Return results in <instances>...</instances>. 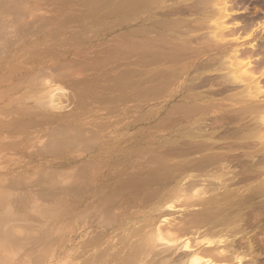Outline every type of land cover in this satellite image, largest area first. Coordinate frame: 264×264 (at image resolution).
I'll list each match as a JSON object with an SVG mask.
<instances>
[{"label":"bare ground","instance_id":"obj_1","mask_svg":"<svg viewBox=\"0 0 264 264\" xmlns=\"http://www.w3.org/2000/svg\"><path fill=\"white\" fill-rule=\"evenodd\" d=\"M71 1L0 0V154L11 155L22 149L36 160L35 167L44 163L61 167L37 171L25 167L0 169L2 177H12L8 185L0 183V207L5 209L0 219V264H31L20 240L33 242L37 232L46 245L39 255H48L53 235L71 227L70 215L77 202V226L82 238L75 264H264V142L251 141L260 135L259 129H253L264 123V104L256 99L261 87L254 78V62L243 60L248 54L264 56V52L234 51L220 43L225 36L222 20L228 17L229 10L238 9L239 2L80 0L77 14L61 15ZM41 4L55 5L58 10L65 7L50 19L21 14ZM194 15L196 18L189 20ZM106 18L124 22L125 33L101 50L102 55L94 51L81 60L46 66L43 58L56 51L54 47L58 45H44L61 34L60 26L85 20L95 29ZM206 20L213 23L208 35L192 36ZM230 20L234 22L236 18ZM94 22L98 25L93 28ZM85 29L84 33L89 28ZM239 29L233 28L231 35ZM44 31H48L46 36ZM36 34H42L43 39L34 38ZM209 52L213 56L202 63L203 67L195 66L194 60ZM117 59L127 60V66L107 76L103 69ZM32 61L35 65L29 66ZM256 63L262 65L264 59ZM192 67L197 77L198 70L206 67L226 72L210 79V86L216 90L187 91L169 107L164 120L177 125L174 140L172 136L164 141L158 139L163 144L144 147L137 144L128 148L125 134L111 142L113 136L106 132L110 122L104 125L100 118L101 121L86 117L82 121L81 113L74 110L53 112L59 109L56 102V106L51 105L55 98L47 94L46 99L40 89L49 75L63 82L75 70L103 71L99 75L106 74L102 79L96 76L68 83L74 100L82 104V112L90 113L96 104L163 97ZM174 76L177 77L172 80ZM246 81L248 86L243 91L227 97L230 108H217L211 102L212 93H223ZM232 106L236 107L231 109ZM212 112L217 113L208 118ZM118 116L124 120L121 115L115 117ZM211 127L220 128L219 134ZM39 135L45 141L33 145ZM32 147L35 148L30 151ZM259 154L260 159H256ZM51 155L58 158L50 160L53 163L43 161ZM16 205L28 214L12 216L9 211ZM172 205L183 209L180 217L159 226V219L173 215ZM88 225L93 232L103 229L104 234L86 237ZM21 228L24 237L16 234Z\"/></svg>","mask_w":264,"mask_h":264},{"label":"rangeland","instance_id":"obj_2","mask_svg":"<svg viewBox=\"0 0 264 264\" xmlns=\"http://www.w3.org/2000/svg\"><path fill=\"white\" fill-rule=\"evenodd\" d=\"M101 1H103V0H101ZM77 2H80V0H72L68 5H66V7L64 6L65 8L63 7L64 9L60 8L59 10H58V8H56L55 5H53L54 7L52 5H50L51 4L50 3V4H48L49 6L47 4H45L46 6H44V4L42 6V4H41V5H38V7H35L33 5L37 9H35L32 6L34 9L31 7L32 9L29 8L30 10L24 11L27 13H24L23 11H19V12H23L21 14H25V15L27 14L28 16H26V17H29V18L33 17L34 19H36V18L37 19H43V18L50 19L52 17H55L56 14H60V13L63 16H65V13L70 14V12H71V14H74V13L77 14V12H79V10H80L79 5H77ZM237 2H239V5H240L238 7V9L234 8L232 11L229 10L227 12L228 17H226L225 19L222 20L225 22V25H224L225 32L223 31L225 36L220 41V43L222 45H226L227 47L231 46L234 51L235 50H241V51L249 50L251 52V51L255 50L256 53H257V51H258V53H259V51L264 52V0H237ZM230 5L231 4H228V6H230ZM50 6H52L51 9H50ZM68 6L71 8H69ZM228 6H227V8L231 7V6L230 7H228ZM76 7H78V8H76ZM28 11H30V12H28ZM196 16L197 15L190 16L189 20L195 19ZM231 17H235L236 20L234 22H232L230 20ZM86 22L87 21L83 20V21H80V23L79 22H75L74 24L70 23L72 28H69L70 27L69 24L65 25L63 27L60 26V33L61 34H62V32H61L62 30L63 31L68 30V31L63 32L62 35L59 34V36L55 39V41H57L59 39L58 40L59 42H56V45H55V41H53L54 39H52V40L49 39L50 41L48 39H46V42H47V40L49 41L48 43H46L44 45L46 48H52L51 46H57L58 45L57 47H54V48H56V51L61 52L63 50L61 53H58V52L53 50L50 53V55L49 54L45 55V57L43 59L45 60L44 62L46 64V66L47 65H53V64H56L58 62L67 63L73 59L74 60H81V57L84 58L85 56H89L88 53L91 55V53H94V51H95V53H97L100 56L103 54L101 52V50L105 51L106 47L109 48L108 45L109 46L112 45V43H114L115 40H118V39L120 40L121 39L120 37L123 36L125 33V24L122 21L112 22V21H110V18H106V19H103L102 21H100L101 23L98 22L100 27L99 26L97 27L96 25H98V24L96 23V25H95V22H94L93 28L95 25L96 26L95 29H91L92 26L90 27L88 25L91 23H89V22L86 23ZM190 23H192V22H190ZM77 24H78V26H81L84 28L80 27L81 29H79L78 26L75 27ZM86 24L88 25L89 29L87 27H85V26H87ZM101 24H102V26H101ZM103 25H104V27H103ZM190 25L194 26L193 23ZM212 25H213V23L211 21L206 20L201 24V29L194 32L191 35L195 36V37L205 35L206 32H210L213 29ZM235 27H239L240 29L237 31V33H233L231 35L232 29ZM49 28H52V27H49ZM84 29L85 30L88 29L87 31H85L86 34L84 33ZM49 31H50V29H49ZM44 32H45V36H46L48 34V31H44ZM73 33H76V34H73ZM37 34H36V36H34V38L35 37H39V38L44 37V36H42V34H40V36L39 35L37 36ZM65 35H66V37H64ZM76 36L79 39H76ZM69 38H70V40H69ZM74 38H75V40H74ZM65 39H67V40H65ZM71 39H73V40H71ZM80 39L81 40L83 39V41H81ZM63 40H65V41H63ZM80 42H82V43H80ZM76 43H78V44H76ZM67 49H68V51H66ZM64 50L66 51V53ZM91 51H93V52H91ZM78 52H82V53L85 52V53L84 54H78L79 55L78 56L77 55ZM56 54H57V56H54ZM232 54H234V52H232ZM47 56H49V57H47ZM209 56L210 57L213 56V52H209L208 54L200 55L198 58H196L194 60L195 66L197 64H199V65H202L201 67H203L202 63L205 64L206 59L209 58ZM52 57H55V58H52ZM244 57H247V59L243 58L244 62H251V61L254 62V64L252 65V67L253 68L255 67L254 69H256L255 73H254V78L255 79L257 78V81L259 83V84L258 83L257 84L259 87H261V89L259 90V93L256 95V99L258 100L259 103L264 104V64L259 65L256 63L258 60L264 59L263 58L264 56H262V54H259V55H254L253 57H250V54H248V56H244ZM78 58H80V59H78ZM217 58H218V56H217ZM46 59H48V60L46 61ZM32 63L33 64H29V66H34L36 62L32 61ZM207 64H210V63H207ZM126 66H127V60L117 59V60L112 61L109 64V66H106L103 69V71L105 70V72L108 73L107 76H109V75L113 76V74L119 73ZM250 66L251 65H249V68H251ZM206 69H208V70H206ZM206 69H204V70L202 69L201 71L198 70V73H199L198 77H197V72L194 70V67H192L188 71L184 72V74L180 77L181 79H179L177 84H175L169 91H166V93L163 97H158L155 99L148 98L145 100L131 99L132 101L131 100L129 101V99H127L124 102H120V103L117 102V103L111 104V105H97L96 104V106H94V109L91 110L90 113L82 112V110H81L82 104L81 103L79 104V102L76 103V101L74 100V92H73L72 88L69 86V84H70V82H73L76 79H87L90 77H95V78L101 77L100 79H102L106 75L105 74V75L99 76L100 74H102L103 71L99 72V71H94V70H87V72H86L84 70H81V71L86 72V73H84V72L75 70V73H72V75L70 77H66L63 82L62 81H54V80H52L53 76L49 75V76L44 77L43 82L46 85L45 84L40 85V89H41L42 93L43 92L45 93V94L43 93L45 96L48 94L50 97H52V100L55 98L52 101V103L51 102L50 103H51V105L54 104V106L57 105L58 106L57 108H59V109H55V108H54V110L51 109L53 112H55V113H69L72 110H74V112H76V113H81L82 121H84L86 117H87L86 120L90 117H93V118L98 119V121L101 119L102 123L104 122L103 123L104 125H107V123L110 122L111 125L108 123V125L106 126L107 128L106 127L105 128L107 129L106 132L109 131L108 136L109 135L113 136V138L111 139V142L116 141V139L121 138V134H125L126 135L125 136L126 141L128 138L131 141L130 142L129 139L127 141L128 148L130 146L132 148L133 147L132 145L135 146L137 144L142 145L144 147L145 144H148V145L156 144V143L163 144L158 139H161L164 141L166 138H170L172 136L171 139L174 140L176 135H174L173 129L177 128V125H173L172 123H167V121L164 120V117H167L168 112H169V107L174 102L177 103L179 101V98L182 97V94H186L187 91L207 93V91L216 90V87L210 86L209 81L211 78L213 79V77L215 79V78L223 75L226 72V70L219 69L216 71H212V70H209V68H207V67H206ZM183 70H185V69H183ZM91 71L92 72L94 71V72L92 73ZM175 77H177V76H174L171 79L173 80ZM195 77H197V80H195ZM192 80H195V81L193 82ZM195 84H199V85L196 86ZM247 86H248V82L246 81L242 84H239V83L234 84L232 86L231 90H227L223 93H216V92L212 93L213 96H211L212 97L211 102L214 103V105H216L217 108H221L224 106H226V108H227L228 107L227 105H229V102H230L227 97L243 91ZM47 96H46V99H47ZM54 102H56V105ZM50 103L48 104V106L50 105ZM122 104H123V106H122ZM51 105L49 107H51ZM1 106L3 107V103H0V107ZM114 106H115V108H112ZM235 107L236 106H232L231 109H234ZM228 108H230V107H228ZM118 109L120 111H117ZM221 109H225V107L221 108ZM108 110L111 111V113ZM112 111L117 113V114H113ZM108 112L110 115H112L111 118H107L110 116L108 114ZM216 113L217 112H212L211 114L207 115V117L212 119L214 117V115H216ZM83 114H85L84 117H82ZM106 114H108V115L105 116ZM116 115H121L122 117H124V120L120 116H118L116 118L115 117ZM109 120H112V121H109ZM157 122H161V123L159 125H156ZM205 125H206V127H208V121L205 123ZM210 129L214 133H216V131H218V134H219L220 128L211 127ZM258 129L260 130V135H256V137L253 138L251 141L255 142L258 140L256 143H258L260 141L264 142V123L260 127L253 129V130L258 131ZM117 134H118V136H117ZM39 136H41L42 138H40ZM39 136L35 137V140L33 141V145H37V144L40 145L43 142V140L45 141L46 138L44 136H42V135H39ZM36 139H38V140L36 141ZM154 140H158V141L156 142ZM128 142H130V144H128ZM34 148L35 147L30 148V151L33 150ZM74 154L76 155V153H74ZM9 155L10 154H6V153L0 154V160H2L0 162L3 163V164L0 163V169L8 168L9 170L10 169L14 170V169H18L19 167H25L26 169L34 168V170L37 171L40 168H50V169H60L61 168V167H57L56 164H55V166H51L50 164L48 165V163H44L43 165L35 167L36 165H38V163H36V160L35 159L31 160L27 156V154H25V152L22 149L16 150L14 153H11L10 156ZM71 155L74 156L73 154H71ZM55 156H56V158H55ZM257 156L258 157H256V159H260V154ZM8 158H9V160H8ZM57 158H58L57 155H51V156H48L46 158H43V161L44 160L50 161V160L57 159ZM243 159H244V157H243ZM256 159H254V161H256ZM49 163H53V162L50 161ZM73 165H75V163ZM230 168L233 171L236 170L234 167H230ZM193 173H191V174H193ZM3 177L2 176L0 177V183H3V186H6L9 184V182L7 180L11 181L12 177L9 175H3ZM3 186L0 188H3ZM42 204L43 203H41V205ZM44 204L48 205L49 203L45 202ZM76 204H75V206L73 205V210H72L73 213L70 215V216H72V217H70L71 218L70 219L71 220V225H70L71 227L64 231L66 233H64V232L62 234H61V232H58L56 234L54 233L55 235H53V238H54L53 241L48 243L52 247V248H50L51 252H48L49 253L48 255H47V253H46V255H44L42 251H41L42 255H39L40 250H42L46 246L45 242H44V238H43V236H41V233H39V232L34 233V236H36L37 239L36 240L34 239L33 242L31 240H29V241H27V242L25 241V243H23L22 240H20L21 249L25 250L28 253L29 260H30L31 264H75L74 262L77 261L76 255H78V251L80 249V244H81V238H82L80 236V233H79V227L77 226V224H78L77 219H78V213L80 212V205L78 202ZM14 207H16V208L10 209V211H9L12 216L23 217L24 215L28 214V211H26V209L22 208L21 205L20 206L16 205ZM172 207H173V205H172ZM173 208H174L173 210H170L173 213V215H171L170 218H169V216H163V218H161L162 220L161 219L158 220V224L160 223L159 226H162L161 224H163V222H164V224H166V222L167 223L172 222V221L176 222L174 220H176V219L178 220V217H180L183 209H180V206H175ZM4 213H5L4 207H0V219L4 218ZM176 216H177V218H176ZM168 219L170 221H167ZM156 226H157V223H156ZM159 228H161V227H159ZM20 231L23 233H21ZM95 233L97 235H95ZM110 233L111 232H109L108 234H110ZM16 234L18 236H23L24 235L23 228L19 229V231L17 230ZM20 234H22V235H20ZM88 234L90 236L91 235L100 236L99 234H104V231H103V229L99 228L97 231L93 232L92 229L88 225L86 237H89ZM20 238L22 239V237H20ZM185 238L189 239L190 237L188 236ZM181 240L183 241L186 239L183 238ZM98 247L100 248L101 245H99ZM37 255H39V256H37ZM41 257H42V260L40 261Z\"/></svg>","mask_w":264,"mask_h":264}]
</instances>
